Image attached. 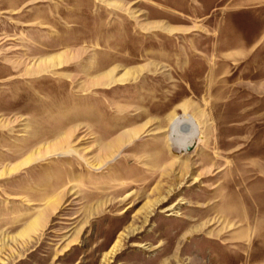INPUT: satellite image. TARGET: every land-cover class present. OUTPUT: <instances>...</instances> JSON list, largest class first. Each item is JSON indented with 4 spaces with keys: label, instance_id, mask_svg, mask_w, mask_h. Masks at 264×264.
I'll use <instances>...</instances> for the list:
<instances>
[{
    "label": "rangeland",
    "instance_id": "obj_1",
    "mask_svg": "<svg viewBox=\"0 0 264 264\" xmlns=\"http://www.w3.org/2000/svg\"><path fill=\"white\" fill-rule=\"evenodd\" d=\"M0 264H264V0H0Z\"/></svg>",
    "mask_w": 264,
    "mask_h": 264
},
{
    "label": "bare ground",
    "instance_id": "obj_2",
    "mask_svg": "<svg viewBox=\"0 0 264 264\" xmlns=\"http://www.w3.org/2000/svg\"><path fill=\"white\" fill-rule=\"evenodd\" d=\"M172 127L175 129V127H176V123H173Z\"/></svg>",
    "mask_w": 264,
    "mask_h": 264
}]
</instances>
